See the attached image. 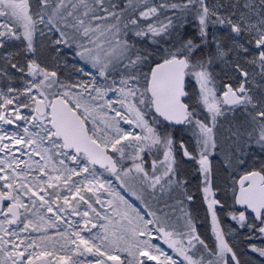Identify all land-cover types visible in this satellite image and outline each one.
Returning <instances> with one entry per match:
<instances>
[{"label":"snow or ice","instance_id":"1","mask_svg":"<svg viewBox=\"0 0 264 264\" xmlns=\"http://www.w3.org/2000/svg\"><path fill=\"white\" fill-rule=\"evenodd\" d=\"M0 264H264V0H0Z\"/></svg>","mask_w":264,"mask_h":264}]
</instances>
